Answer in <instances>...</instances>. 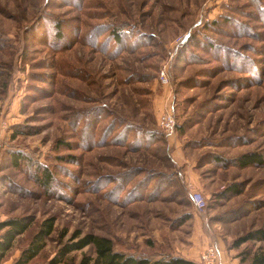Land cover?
<instances>
[{
	"label": "rangeland",
	"instance_id": "1",
	"mask_svg": "<svg viewBox=\"0 0 264 264\" xmlns=\"http://www.w3.org/2000/svg\"><path fill=\"white\" fill-rule=\"evenodd\" d=\"M168 107L177 128L165 140L157 120ZM12 151L27 157L18 167ZM247 152L264 155V0H0V221H31L5 263L50 217L27 264H51L87 233L150 259L200 264L216 242L240 260L264 248H232L264 228V164L227 162ZM231 184L241 193L220 196ZM86 256L92 246L55 264Z\"/></svg>",
	"mask_w": 264,
	"mask_h": 264
},
{
	"label": "trees",
	"instance_id": "2",
	"mask_svg": "<svg viewBox=\"0 0 264 264\" xmlns=\"http://www.w3.org/2000/svg\"><path fill=\"white\" fill-rule=\"evenodd\" d=\"M227 18L228 17L225 19ZM102 25L107 26V24ZM217 25V21H214V23H212L209 28L215 29ZM55 27L57 28V31L60 32V23H55ZM104 31H107V29L102 30V32ZM121 36L122 34L120 28L117 26L112 33V38L114 39L115 43H119L121 41ZM189 36L190 35H186L184 40H187ZM211 43L212 44L209 43V46L212 47L213 41H211ZM159 132L161 138L167 140V134L161 130ZM9 158L11 165L13 167H18L27 157H25L24 153L22 152L12 151L9 154ZM218 162L223 163L224 159L221 158V160ZM227 162L228 165H235L240 168L248 166H262L264 164V155L261 152H247L231 161L227 160ZM37 167L41 170L43 176L42 182L45 185L48 183L50 184L53 179V174L50 172V170L40 164H38ZM240 193L241 189L237 187V184H231L225 189V191L220 193V196L227 197L228 195H237ZM30 224L31 221L28 217H12L0 221V264L5 261V258L11 249L15 238L23 234L29 228ZM53 225L54 219L52 217L45 219L41 223L36 234H34L32 241H30L29 245L21 252L19 257L16 258L12 264H27L30 262L43 248L45 239L48 238V236H50L53 231ZM249 240H264V228H257L248 231L243 236L233 241L232 248H237L240 244ZM215 244L217 243L215 242ZM86 246H92L94 248L95 257L90 258L86 256L81 260L80 264H196L193 261L180 256H161L156 259H150L145 256L128 254L115 250L113 248L112 241L109 238L92 233H87L77 241L63 245V247L60 249L59 256H57L51 264L57 263L60 258L68 252L75 249H81ZM239 262L240 264H264V248L257 249L253 252H246L245 255L240 258Z\"/></svg>",
	"mask_w": 264,
	"mask_h": 264
},
{
	"label": "built area",
	"instance_id": "3",
	"mask_svg": "<svg viewBox=\"0 0 264 264\" xmlns=\"http://www.w3.org/2000/svg\"><path fill=\"white\" fill-rule=\"evenodd\" d=\"M159 81L166 85L169 83L168 73L166 69H162L159 73ZM157 125L161 131L166 133L167 135H172L175 133L177 128V121L174 117L171 109H163L158 116ZM189 200L193 207L198 211L204 210L206 208V199L204 195L196 189L189 190ZM199 263L200 264H222V260L219 254L216 245L209 244L205 247V249L199 255ZM234 264V263H230Z\"/></svg>",
	"mask_w": 264,
	"mask_h": 264
},
{
	"label": "crops",
	"instance_id": "4",
	"mask_svg": "<svg viewBox=\"0 0 264 264\" xmlns=\"http://www.w3.org/2000/svg\"><path fill=\"white\" fill-rule=\"evenodd\" d=\"M175 133H173L172 135H174ZM172 135H168V137H171ZM217 247L220 249L219 254L222 260V264H230V263H234V264H240L239 259L237 257L235 258H231L228 257V255H226V253H224V250L221 248V245L219 243H217ZM1 264H11L9 261L8 263H1Z\"/></svg>",
	"mask_w": 264,
	"mask_h": 264
}]
</instances>
